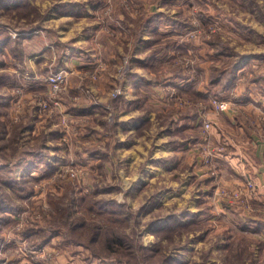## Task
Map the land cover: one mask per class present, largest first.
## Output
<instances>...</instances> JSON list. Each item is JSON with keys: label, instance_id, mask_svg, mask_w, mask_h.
<instances>
[{"label": "rangeland", "instance_id": "374dc122", "mask_svg": "<svg viewBox=\"0 0 264 264\" xmlns=\"http://www.w3.org/2000/svg\"><path fill=\"white\" fill-rule=\"evenodd\" d=\"M66 3L74 4L71 10L62 6ZM93 11L100 23L97 41L88 30L78 32L80 19ZM64 15L71 16L69 23ZM147 25L153 29L147 31ZM104 43L112 45L115 65ZM132 51L142 53L138 61ZM37 55H48L49 63L33 71L27 60ZM136 66L152 83L161 82L157 99L163 112L153 106L150 90L141 102L148 104L145 115L155 114L161 132L174 127V137L172 132L168 138L178 148L187 146L182 144L187 138L174 122L184 118L172 112L194 119L201 108L222 113L212 107L213 98L236 107L242 123L264 126L259 110L251 113L241 104H264V0H27L19 10L0 6V76L5 79L0 81V264H264V232L248 230V220L235 212L225 218L222 210L235 207L216 199L217 187L225 184L218 165L212 174L203 162L204 146L225 144L213 143L215 122L207 112L201 115L211 120V141L197 157L151 159L106 142L105 133L125 111L122 106L124 113L134 106L122 104L121 96L124 78ZM57 72L66 73L68 83L58 109L47 110L46 80ZM111 72L109 99L102 103L91 86ZM177 72L201 91L185 94L179 85L186 83L171 79L180 78ZM15 79L18 83L11 84ZM227 79L232 82L223 87ZM215 81L222 82L212 85ZM92 108L97 117L88 114ZM111 109L115 112L107 113ZM199 120L191 140L198 134L203 142ZM196 158H201V178L195 175ZM262 205L253 211L261 214L253 215L256 227L264 225ZM53 214L62 218L59 222L67 215L68 221L51 227ZM114 229L122 243L109 250L101 238Z\"/></svg>", "mask_w": 264, "mask_h": 264}, {"label": "crops", "instance_id": "0c3cea01", "mask_svg": "<svg viewBox=\"0 0 264 264\" xmlns=\"http://www.w3.org/2000/svg\"><path fill=\"white\" fill-rule=\"evenodd\" d=\"M158 8L155 7L152 8L151 10L157 11ZM93 12H94L93 16L91 13L87 12L85 13V15L86 14L88 15L89 13L90 16H86V17L84 16L85 18L83 17L80 19L79 21L80 23L78 22L79 23L78 32L88 33V31H90L94 36V39H96L95 41H97L98 37H100L99 36L100 23L97 22L96 20L98 13H96L95 11ZM64 16L66 17L63 18H65V20L69 23L72 19L70 18L71 16L70 15H64ZM82 19H87V20H82ZM127 23H124V25H132L131 23L130 24ZM129 29L131 30V28ZM152 29L153 28L150 25L146 26L147 31ZM106 38L110 39L107 35ZM110 43L113 44L112 42ZM100 44L102 45V43ZM104 46L107 48V50L111 49V52L109 53V61L113 65L117 58L113 53L114 50L112 48V45H110L109 43H104ZM123 47L124 45L119 46L120 51L123 50ZM126 50H127V46H126ZM132 52L134 55V60L138 61L139 59L137 56L141 57L142 53L136 51H132ZM47 56L37 55L33 57H28L27 64L31 68V70L35 71L40 66L49 63L48 60L49 58ZM91 63L93 64L94 62ZM92 64H88V65H92ZM135 64H138V62H136ZM78 65H80V63ZM137 66L136 69L131 70L129 74L130 76L128 75L127 77L124 78L123 96L125 98L121 96L122 104L133 103L135 107L134 106L130 107L131 111L124 113L126 111V105H123L121 110L124 108L125 111L120 112L118 120L113 125H111V127H113V130L111 129L112 131H110L107 134L105 133L106 142H108V144H111V148H113L112 145H116L117 148H123L124 150H126L128 154H149V155L151 154L150 155L151 159H160L161 157H164L167 154H194V156L197 157L196 154H200V150L202 148L203 142L202 140L199 139L198 134H196L197 139L191 140V138L193 137L192 131L194 130L196 132L198 131L197 125L200 122L199 118H201V113L207 112L208 116H210L215 122V127L212 131L213 143H215L216 145L222 143L225 144L224 145L225 150L220 154L219 158L217 159L218 167L220 168L221 171L222 183L227 186H233L236 182H238L241 174L247 173L248 176L253 178L259 185V190H258L259 197L256 200L255 205L257 209L261 210V208L259 207L262 203L264 204V126L262 125V123L260 121H257L256 122L257 126L253 124L251 121L250 124L242 123L240 119L238 120V117L235 116L236 113L234 111L237 108L235 107L232 109L231 106H230L231 108H229L227 111H224L219 114L211 112L210 109L201 108L199 110L200 117L198 118L199 116L198 115L197 118L195 117V119L191 117V115L189 114L172 112V115L174 114L179 118H184L185 120V121L180 119L177 120V118H175L176 121L174 123H179V125L183 126L184 128L183 133L180 128L178 133L180 134V136L182 134L181 138H187L186 141H182V144L183 145L187 144V146H185L184 149H182L181 147L178 148L177 144L173 142L174 138L173 139H171L170 137L168 138V134H172V132L174 133L173 134L174 137L176 132L174 131V127L172 126V129H170L172 131L169 130L168 131L169 133H165L164 131H162L164 132L162 134L161 132L162 125L159 123L158 119L155 118V114L151 113L149 115H145V111L148 104L142 103L141 100L143 99L142 96L144 94L146 93L149 94V90L154 97L152 99L153 106H157V109H159L158 114H161L163 112L162 110L163 105L158 103L159 100L157 99L158 98L157 95H161L160 94L161 84L152 83L150 81L151 79L145 78L141 74L142 70H140V68H138ZM112 72L114 73L115 71ZM112 72L107 74L105 82L103 81L101 83L93 84L91 86L93 96L102 103H106L107 100L109 99L108 90H110L112 81H114L115 78V76L112 75ZM35 77L37 79H40L42 76L39 75L37 71ZM175 78L177 77L171 78L174 80L173 82L180 83L184 81L183 83H186L185 79L180 80L181 78L179 79L177 78L175 80ZM143 79H147V82H144ZM74 84H78V78H74ZM145 84L149 85L150 88L152 89L150 88L145 89L146 88L144 86ZM179 86L182 87V84ZM187 92L188 91H184L185 94H188ZM222 95L226 97L225 94L222 93ZM262 101L264 102V98ZM251 102L253 101L243 100L241 102L242 109L249 110V112L251 113H253L254 109H257L255 111L258 110L260 111L259 118L262 119V115H264V106H263L264 104L256 103L257 107L254 108ZM122 104L116 103V107L117 106L121 107L120 105ZM170 110L182 111V109L180 110L174 107H170ZM110 111H107V113L113 114L115 112L113 109H111ZM97 113H99L97 108L96 109L92 108V110L88 112V114H92L91 116L94 117H97L99 115ZM97 119L98 118H95V121L99 122V119L98 120ZM172 119L175 120L174 118ZM199 126L200 123L198 125V128ZM252 127H256V129L253 131ZM199 159L201 161V158H196L194 164L195 166L194 171H195V175L198 178H201L200 176L201 175L204 176V173L203 174L201 173L200 170L201 168L198 165ZM204 167L205 169H207L206 166ZM204 167H202L203 172H204ZM208 179L209 178H206L204 181L207 182ZM257 209H256V213H257ZM222 211H224L223 214L225 218L231 217L230 214H233L230 211H227L226 209ZM251 223L254 222L251 221ZM248 227H249L248 230L250 229L254 230L256 226L250 224Z\"/></svg>", "mask_w": 264, "mask_h": 264}, {"label": "built area", "instance_id": "2783aa9c", "mask_svg": "<svg viewBox=\"0 0 264 264\" xmlns=\"http://www.w3.org/2000/svg\"><path fill=\"white\" fill-rule=\"evenodd\" d=\"M46 81L50 85L51 96L48 98L49 101H47L45 107L47 110L58 109L61 104V101L59 100V94L64 90L68 83L67 74L64 72L51 73ZM211 105L216 111L224 112L230 108L231 103L227 100L213 98ZM201 120L203 144H207L211 141L209 134L211 120L205 114L201 115ZM62 121L64 123L66 122L64 119H62ZM204 149L205 152L203 154V162L206 163L205 165L211 166L213 169L212 174H217L215 169L218 165L216 160L220 156L218 153H221L225 147L220 146L210 148L208 145H206L204 146ZM217 190L215 195L218 201L225 203L227 202L229 206L233 205L235 208L241 209L247 213L253 212L255 210V202L258 199L259 185L253 178L248 176L247 173L241 174L240 179L233 186L222 185L217 187Z\"/></svg>", "mask_w": 264, "mask_h": 264}, {"label": "trees", "instance_id": "16d2710c", "mask_svg": "<svg viewBox=\"0 0 264 264\" xmlns=\"http://www.w3.org/2000/svg\"><path fill=\"white\" fill-rule=\"evenodd\" d=\"M17 0H0V6L2 5L6 10H11V11H14V10H19V9H21L26 3H27V0L24 2V3H21V2H16ZM6 3H11L9 6H6L5 4ZM74 4L73 3H66V5H62V6H65L66 8H67V11L70 9H72L71 7L73 6ZM9 39V38H8ZM215 55H221V54H219L218 52L215 54ZM239 66H237V68H236V70H239ZM177 75H179L180 76V78H183L186 74H184L183 76H181V74H179L178 72H177ZM0 81H1V83H3L4 81H5V79H3L1 76H0ZM12 83L11 84H16V83H18V81L15 79V80H13V81H11ZM46 82V81H45ZM221 82L222 81H215V82H212V85L213 84H217V83H219V84H221ZM231 82H232V79L230 80V79H227V81L225 82V84H223V82H222V85H223V87H228L230 84H231ZM156 83H161V82H156ZM168 85V84H167ZM182 88V90L183 91H188L187 93L189 94V95H191V96H193V93H199L200 91V88H196V86H194L193 84H191V83H187L186 82V84H184V86H182L181 87ZM225 90H227V89H223V91H225ZM222 91H220V93H221ZM191 93V94H190ZM219 93V94H220ZM223 93V92H222ZM206 97V96H205ZM36 179H38V178H36ZM224 205H225V207H227V208H229L230 206L227 204V203H225L224 202ZM255 207H256V205H255ZM59 208V207H58ZM230 209H233L232 211H231V213H234V214H237V216L238 217H241L242 219H244V220H248V222L246 223V226H247V228H249L248 226L250 225V224H253L254 225V223H251V221H253L254 219L255 220H257L256 219V217H254L253 215H255V216H260L259 214H257L256 213V211L255 212H250V213H247V212H244V211H242L241 209H238V208H230ZM69 216H70V214H69ZM55 217H57V218H55ZM61 218L60 216H58V215H55V214H53L51 217H50V219H49V221H52V222H49V225L51 226V227H54V226H57V225H59V224H65L64 222H66V221H68V216L66 215V217L65 218H63L64 219V222H59V218ZM254 217V218H253ZM62 219V218H61ZM253 222H255V221H253ZM257 224L259 223V222H256ZM95 225H97V224H95V223H90V227L94 230V229H96V227L97 226H95ZM256 231V233H260V232H264V225H262L261 224V226H258V227H256L255 229H254V232ZM95 239L97 240V238L95 237V236H92V241H95ZM101 242L103 243V245L104 244H106L105 246H107V248L109 249V250H112V249H114L115 248V246H113V245H121V243H122V240L121 239H119V238H117L116 237V230L114 229L113 230V234L112 233H110V234H108V233H106L105 235H103L102 236V238H101Z\"/></svg>", "mask_w": 264, "mask_h": 264}]
</instances>
